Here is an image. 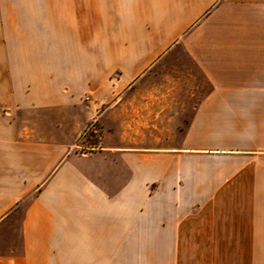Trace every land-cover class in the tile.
<instances>
[{
    "label": "crops",
    "instance_id": "obj_1",
    "mask_svg": "<svg viewBox=\"0 0 264 264\" xmlns=\"http://www.w3.org/2000/svg\"><path fill=\"white\" fill-rule=\"evenodd\" d=\"M125 104L174 142L82 147ZM30 196L0 264H264V0H0V227Z\"/></svg>",
    "mask_w": 264,
    "mask_h": 264
},
{
    "label": "rangeland",
    "instance_id": "obj_2",
    "mask_svg": "<svg viewBox=\"0 0 264 264\" xmlns=\"http://www.w3.org/2000/svg\"><path fill=\"white\" fill-rule=\"evenodd\" d=\"M84 41H81L83 43ZM86 47L88 50L91 49H118L126 46V41L123 39H103V40H86ZM181 72L178 73L180 76V80L178 81V92L188 93L193 91L195 86L197 85V81L199 80V75L196 72L193 65L190 63L186 64L184 67H181ZM120 70H115L110 73L108 79L115 82L116 79H119V84L123 82V78ZM168 79L175 78V74L172 73V76H168ZM146 79L158 81L159 79H164L162 75L156 72L152 76H148ZM117 96L124 98V102L126 98L130 97V81L128 84L120 86L117 89ZM142 90V89H141ZM88 95L84 96L87 100ZM182 96L180 94L174 95L173 100H182ZM130 112V104L127 106L124 105V120L121 119H111L108 118L106 123L108 124V130L100 129V121H92L84 130V134L82 135V139L80 143L82 147H93V146H119V147H139V148H158L164 146L165 144L173 143L175 136H127L125 133L126 128L122 125L126 123V112ZM179 122H186V119L180 120ZM131 140V142H130ZM30 197L24 199L20 205L17 207L14 213H12L5 220L2 227H0V257L9 259L14 256H18L22 251L21 244V227L20 221L24 212L25 207L30 201ZM170 204L167 205L166 210L172 211L174 209L173 201H168Z\"/></svg>",
    "mask_w": 264,
    "mask_h": 264
}]
</instances>
